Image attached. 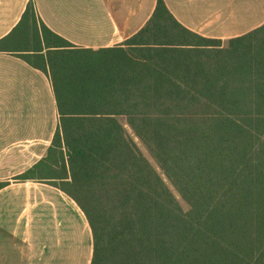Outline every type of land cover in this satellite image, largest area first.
I'll return each instance as SVG.
<instances>
[{
	"label": "trees",
	"instance_id": "trees-1",
	"mask_svg": "<svg viewBox=\"0 0 264 264\" xmlns=\"http://www.w3.org/2000/svg\"><path fill=\"white\" fill-rule=\"evenodd\" d=\"M0 51L48 74L58 110L46 154L14 179L77 203L90 264H264V22L223 44L157 0L134 35L94 49L30 0Z\"/></svg>",
	"mask_w": 264,
	"mask_h": 264
},
{
	"label": "crops",
	"instance_id": "crops-1",
	"mask_svg": "<svg viewBox=\"0 0 264 264\" xmlns=\"http://www.w3.org/2000/svg\"><path fill=\"white\" fill-rule=\"evenodd\" d=\"M30 0H0V39ZM189 30L225 40L264 22V0H163ZM157 0H33L41 21L76 47L118 45L144 26ZM58 125L47 73L0 51V264H90L93 239L77 203L58 187L15 180L47 152Z\"/></svg>",
	"mask_w": 264,
	"mask_h": 264
},
{
	"label": "rangeland",
	"instance_id": "rangeland-1",
	"mask_svg": "<svg viewBox=\"0 0 264 264\" xmlns=\"http://www.w3.org/2000/svg\"><path fill=\"white\" fill-rule=\"evenodd\" d=\"M226 41L225 40L223 42V44H226ZM121 122L123 123L129 137L131 139L134 140V142L136 143V145L138 146V148L140 149V151L142 152V154L148 159V161L151 163V165L157 170L159 171V168L157 166V163L155 161V159L150 155V153L148 152L147 148L142 144V142L134 135L133 131L131 130V128L126 124L125 120L124 119H121ZM174 190V189H173ZM177 199L180 203V205L182 206V208L184 210H187L188 208V205L185 203V201L177 195Z\"/></svg>",
	"mask_w": 264,
	"mask_h": 264
}]
</instances>
